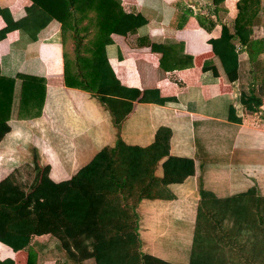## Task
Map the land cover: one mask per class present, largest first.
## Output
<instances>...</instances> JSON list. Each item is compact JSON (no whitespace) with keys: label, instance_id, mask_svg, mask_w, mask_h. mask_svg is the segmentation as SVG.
<instances>
[{"label":"crops","instance_id":"0c3cea01","mask_svg":"<svg viewBox=\"0 0 264 264\" xmlns=\"http://www.w3.org/2000/svg\"><path fill=\"white\" fill-rule=\"evenodd\" d=\"M238 1L121 0L123 12L131 17L129 23L136 25L111 35L108 65L119 84L103 99L96 92L65 85L64 55L71 59L75 55L72 40L62 43L59 25L49 24L39 44L30 46L24 54L11 53L19 29L28 25L36 8L30 0H0L1 74L12 77L35 68L36 74L44 75L46 85L37 118L18 120L14 109L10 133L0 143V158L8 148L17 154L16 159L21 158L27 153L25 146L32 143L38 167L48 165L51 178L62 181L103 148L116 149L123 143L145 149L153 144L160 127L170 129V156L192 159L195 174L169 187L173 200H142L136 209L142 251L174 263L164 251L171 245L167 239L170 234L182 238L180 234L185 233L180 248L188 251L200 184L219 198L250 187L264 195V163L257 166V158L264 159V101L256 113L234 110V90L223 82L209 44L210 39L220 37L221 25L232 32ZM263 13L253 27L255 40L264 39ZM161 41L183 46L182 51L173 47L167 51L173 58L169 65L188 63L190 57L192 66L162 69V54L152 49L153 42ZM238 52L240 60L247 59L243 47ZM262 58L264 53L258 57ZM261 68L252 65L244 72L247 86L259 87L264 79ZM136 91L139 95L135 98ZM161 163L154 172L157 178L162 177ZM15 168L12 165V170ZM28 256L34 264H72L50 235L30 237L28 245L19 251L0 243V262L26 264Z\"/></svg>","mask_w":264,"mask_h":264},{"label":"trees","instance_id":"16d2710c","mask_svg":"<svg viewBox=\"0 0 264 264\" xmlns=\"http://www.w3.org/2000/svg\"><path fill=\"white\" fill-rule=\"evenodd\" d=\"M30 1L36 10L28 25L19 29L11 53L24 54L39 44L49 24L59 25L62 43L72 40L75 55L71 59L64 53L65 85L96 92L105 99L119 84L108 65L111 35L136 25L129 23L131 17L123 12L121 0ZM235 11L232 32L221 25L220 37L210 39L209 44L223 82L234 90V110L256 113L264 101V79L257 88V84L247 86L244 72L264 53V39L253 36V27L264 12L262 0H239ZM236 44L248 53L247 59L240 60ZM172 47L183 50L176 42L152 43V49L162 54L161 68L191 67L190 57L188 63L169 65L173 58L167 51ZM28 70L12 77L3 76L0 70V143L10 133L14 109L18 120H32L41 114L44 75L36 74L35 68ZM138 95L136 91L134 97ZM171 135L170 129L160 127L148 148L123 143L116 149L103 148L62 181L53 180L50 167L40 168L35 161L29 163L24 181L17 168L5 174L1 170L0 243L19 251L30 237L50 235L72 264H176L142 251L136 212L142 200H173L169 187L195 174L192 159L170 156ZM160 161L162 177L157 178L154 172ZM262 163L264 159L257 158V166ZM199 192L187 262L177 264H264V195L250 187L219 198L201 184ZM185 250L182 248L186 254ZM26 264L34 261L28 256Z\"/></svg>","mask_w":264,"mask_h":264},{"label":"rangeland","instance_id":"374dc122","mask_svg":"<svg viewBox=\"0 0 264 264\" xmlns=\"http://www.w3.org/2000/svg\"><path fill=\"white\" fill-rule=\"evenodd\" d=\"M262 3H264V0H262ZM237 48H238L237 50L239 51V47ZM252 65L254 68L257 66H261L262 68L260 70H264V58L257 59V62L255 61ZM8 141H10V138H8ZM11 144L12 141L10 142V145ZM33 147L34 146L32 145V143H29L27 146H25V149L27 151L26 155L18 159H16L17 156L16 153L12 154V148H8V150H6V153H4L3 156L0 158V166H2L4 169V171H2L1 174H5V172L12 170V165H14V167L17 166L16 170H18L19 173L21 174V180L23 179L24 181L25 178L27 177L29 163L34 161V153L32 151ZM138 211L139 208L136 209V212L140 217ZM182 234L183 233H181L180 235L183 238L184 234L183 235ZM167 240H170L171 242V245L170 244L167 245V248L164 249L165 253H167V257L174 260L175 262L176 261H178L179 263L187 262V252L185 254L183 251H181L182 248H180V246H182L184 242L183 240L181 241L179 234H170ZM186 242H187V238H186ZM154 250L150 249V251L152 252ZM162 257L166 259V256H162Z\"/></svg>","mask_w":264,"mask_h":264}]
</instances>
